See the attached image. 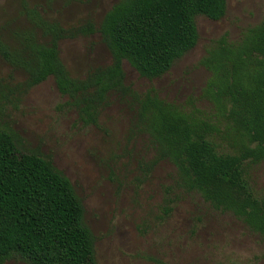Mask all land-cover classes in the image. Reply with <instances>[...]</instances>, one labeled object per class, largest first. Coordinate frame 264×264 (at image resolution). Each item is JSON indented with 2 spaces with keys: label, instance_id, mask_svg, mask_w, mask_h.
<instances>
[{
  "label": "trees",
  "instance_id": "16d2710c",
  "mask_svg": "<svg viewBox=\"0 0 264 264\" xmlns=\"http://www.w3.org/2000/svg\"><path fill=\"white\" fill-rule=\"evenodd\" d=\"M227 1L120 0L99 25L86 20L66 28L21 0L27 24L11 37L0 31V56L26 74L11 90L24 93L53 77L85 126L99 124L113 93L130 95L133 131L148 135L155 150L144 171L161 160L176 167L175 183L166 187L164 217L176 188L196 192L264 239V198L256 195L247 169L264 160V20L245 28L240 39L225 34L207 49L201 63L211 74L203 96L213 104L212 113L195 105L183 109L153 91L139 94L125 83L124 61L143 77L167 73L198 43L196 17L221 19ZM96 32L112 61L74 77L61 58L60 42ZM85 212L70 178L51 159L21 151L17 135L0 130V264L13 258L28 264H98Z\"/></svg>",
  "mask_w": 264,
  "mask_h": 264
},
{
  "label": "rangeland",
  "instance_id": "374dc122",
  "mask_svg": "<svg viewBox=\"0 0 264 264\" xmlns=\"http://www.w3.org/2000/svg\"><path fill=\"white\" fill-rule=\"evenodd\" d=\"M28 1L45 18L67 28L86 20L99 25L120 0ZM263 20L264 0H228L221 19L196 17L198 43L167 73L143 77L124 61L125 83L139 94L153 91L183 109L195 105L212 113L213 104L203 96L211 74L201 63L207 49L225 34L240 39L245 28ZM25 24L21 0H0V31L5 36ZM60 54L70 73L80 78L112 61L99 32L62 40ZM25 78L0 56V130L15 133L21 151L40 152L70 178L96 238L98 264H264L263 237L196 192L176 188L172 210L164 217L166 187L175 183L176 167L161 160L149 173L144 171L155 150L148 135L133 131L136 110L130 95L113 93L99 124L85 126L53 77L24 93L11 90ZM247 169L256 195L264 198V160ZM6 264L28 263L13 258Z\"/></svg>",
  "mask_w": 264,
  "mask_h": 264
},
{
  "label": "flooded vegetation",
  "instance_id": "af4514ba",
  "mask_svg": "<svg viewBox=\"0 0 264 264\" xmlns=\"http://www.w3.org/2000/svg\"><path fill=\"white\" fill-rule=\"evenodd\" d=\"M74 26V25H73ZM95 34V33H94ZM87 36H89V35H87ZM79 37H81V36H79ZM78 38V37H77ZM67 39H74V38H67ZM65 40V39H64Z\"/></svg>",
  "mask_w": 264,
  "mask_h": 264
}]
</instances>
